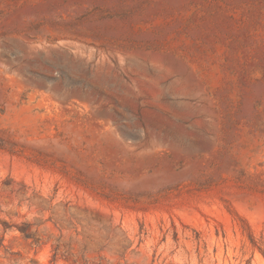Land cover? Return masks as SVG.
I'll return each mask as SVG.
<instances>
[{"label":"rangeland","instance_id":"rangeland-1","mask_svg":"<svg viewBox=\"0 0 264 264\" xmlns=\"http://www.w3.org/2000/svg\"><path fill=\"white\" fill-rule=\"evenodd\" d=\"M51 200L102 264H264V0H0V264H71Z\"/></svg>","mask_w":264,"mask_h":264},{"label":"trees","instance_id":"trees-1","mask_svg":"<svg viewBox=\"0 0 264 264\" xmlns=\"http://www.w3.org/2000/svg\"><path fill=\"white\" fill-rule=\"evenodd\" d=\"M52 201L49 203L48 209H42L44 211H50L52 216L46 221L39 222H25L23 223L20 231L25 236L26 239L33 241L35 245H40L43 241V236H47V234L43 235L40 231V227L46 225L48 223H52L54 228L59 232L58 237L56 238V245L54 246V258L57 259L59 255L65 257L66 261H71V264H102L103 258H90V255L100 254L104 251L102 249H92L91 241L93 237L86 230V225H84L83 219L80 215L71 211L72 206L71 202H68L64 205L63 219H65L68 223L69 227H65L62 221L55 219L54 215L56 214V208L52 207ZM80 214H85L86 218H97L102 217L100 213L95 211H90L87 208L75 207ZM88 226V225H87ZM111 231H113L112 223L110 225ZM68 230V233L65 234V231ZM74 234H71V233ZM54 235V234H52ZM49 236V240L52 239V236ZM128 247L124 248V252L122 253V257L126 256V252ZM96 259L100 261V263L96 262Z\"/></svg>","mask_w":264,"mask_h":264}]
</instances>
